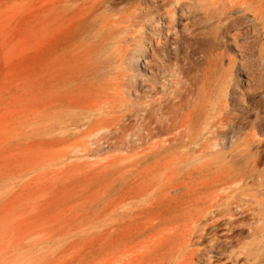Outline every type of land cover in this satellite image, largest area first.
I'll list each match as a JSON object with an SVG mask.
<instances>
[{
	"label": "rangeland",
	"instance_id": "obj_1",
	"mask_svg": "<svg viewBox=\"0 0 264 264\" xmlns=\"http://www.w3.org/2000/svg\"><path fill=\"white\" fill-rule=\"evenodd\" d=\"M163 1L0 0V264H264V0Z\"/></svg>",
	"mask_w": 264,
	"mask_h": 264
},
{
	"label": "bare ground",
	"instance_id": "obj_2",
	"mask_svg": "<svg viewBox=\"0 0 264 264\" xmlns=\"http://www.w3.org/2000/svg\"><path fill=\"white\" fill-rule=\"evenodd\" d=\"M74 1V0H73ZM166 1V0H164ZM163 1V2H164ZM76 2V0H75ZM74 2V3H75ZM175 2V1H174ZM179 1H177V4H178ZM171 4V3H170ZM169 4V5H170ZM236 4V3H235ZM108 5V4H107ZM185 5V4H184ZM245 5V4H244ZM82 6V5H81ZM80 6V7H81ZM90 8V7H89ZM104 8V7H103ZM241 8V7H240ZM243 8V7H242ZM71 9V8H70ZM235 9V8H234ZM239 9V8H237ZM242 10V9H241ZM57 11V10H56ZM59 11V10H58ZM67 11V10H66ZM138 11V10H137ZM63 12V11H62ZM238 12V11H237ZM241 13V12H240ZM171 14V12L168 13V15ZM234 14V13H233ZM238 14V13H237ZM119 14H117L116 16H118ZM122 15V14H121ZM120 15V16H121ZM115 16V17H116ZM128 17V16H127ZM163 17V16H162ZM158 18V17H157ZM247 18V17H246ZM87 19L88 18H85L84 21L87 22ZM124 19V18H123ZM126 19V18H125ZM138 19V18H137ZM166 19V18H165ZM112 20V19H111ZM158 20V19H157ZM123 21V20H122ZM125 21V20H124ZM123 21V22H124ZM168 22H166V26H167V30L170 29L172 27V25L175 23V18L174 17H171L169 20H167ZM135 22V21H134ZM164 22V21H163ZM109 23V22H108ZM219 24H220V27H221V30H226V31H230V30H234V36L233 38H231V40L234 42V43H240V39L242 38L244 41L241 42V49L243 50L244 54L246 55L247 52L248 54L252 51V49L254 48V44L256 46V43L254 42H257L258 41V36L260 34V29L256 28L255 26L250 28V26L248 25L247 23V19L244 20V19H241V18H237V17H234L231 13L229 12H225L224 13V16L220 18L219 20ZM107 25V24H106ZM118 25V24H117ZM104 26V25H103ZM247 27V30H244V28L246 29ZM165 29V28H164ZM166 30V31H167ZM167 34V32H166ZM227 35V34H226ZM77 40V38H76ZM230 41V40H229ZM157 45V44H156ZM146 46V45H145ZM150 47V46H149ZM146 49V48H145ZM191 49V48H190ZM217 54V53H216ZM208 62V61H207ZM187 65V64H186ZM207 65V64H206ZM203 66V65H202ZM205 66V65H204ZM198 67V66H197ZM196 68V67H195ZM194 72V71H193ZM186 76V75H184ZM190 76V75H189ZM182 77V76H181ZM196 78V77H195ZM193 80V79H192ZM192 80H189V81H192ZM188 81V82H189ZM184 83V82H183ZM233 84L236 85V87L234 88V95H239L240 91L238 90V86H237V80H235L232 76L230 77H227V78H223L219 84V86L217 87V89L219 90V95L220 96H223L224 94H226V96L228 95V91L231 87H233ZM180 87V86H179ZM153 89V88H152ZM122 90V89H121ZM160 93V92H159ZM172 94V92H171ZM124 95V94H123ZM168 95V94H167ZM156 96V95H155ZM170 96V95H169ZM173 96V94H172ZM231 96V95H230ZM166 100V99H165ZM162 101V99H161ZM169 101V100H168ZM167 101V102H168ZM171 102V101H170ZM166 103V102H165ZM158 105V104H157ZM170 107V106H169ZM215 108V106H214ZM157 109V108H156ZM167 109V108H166ZM212 109V108H211ZM162 111V110H161ZM171 111V110H170ZM165 115V114H164ZM225 115V114H224ZM167 116V115H166ZM220 115H218L214 120H213V125H211L212 123H205V126L207 127L208 125H211V126H216L217 123H220V125L222 124V121L221 119H218ZM162 117V116H161ZM221 118V116H220ZM226 118V117H225ZM161 119V118H160ZM223 119V118H222ZM235 119V118H234ZM233 119V120H234ZM163 120V119H162ZM169 120V119H168ZM229 121V120H228ZM149 122V121H148ZM170 122V120H169ZM147 123V122H146ZM151 123V121H150ZM164 123V122H163ZM232 126H231V129H227L226 131H219L218 132V138H220V140L222 141V143L226 144V142H229L230 140H232L233 136H235L236 134H238L239 130L242 128L241 126H238L237 124H234V122H231ZM145 124V123H144ZM143 124V125H144ZM152 124V123H151ZM157 124V123H156ZM146 126V124H145ZM155 126V125H154ZM158 127V126H157ZM160 129H161V126H159ZM154 128V127H153ZM152 128V129H153ZM217 128V127H216ZM218 130V129H217ZM207 131V130H206ZM152 132V130H151ZM214 133V132H213ZM164 134V133H163ZM160 135V134H159ZM250 135V134H249ZM163 137V136H162ZM150 138V137H149ZM165 138V137H164ZM165 140V139H164ZM211 141V140H210ZM219 141V142H221ZM167 142V141H166ZM222 144V145H224ZM217 146H221L220 143H217L216 144ZM159 147V146H158ZM149 148V147H148ZM152 151V150H151ZM161 152V151H160ZM185 154V153H184ZM260 162V154H256V156H254V159L252 161V168L253 169H256L258 167V164Z\"/></svg>",
	"mask_w": 264,
	"mask_h": 264
}]
</instances>
